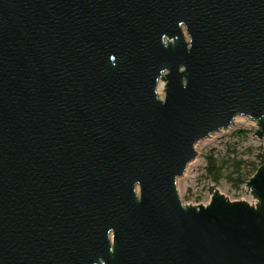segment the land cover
<instances>
[{"label":"water","instance_id":"95a60500","mask_svg":"<svg viewBox=\"0 0 264 264\" xmlns=\"http://www.w3.org/2000/svg\"><path fill=\"white\" fill-rule=\"evenodd\" d=\"M238 117L264 0H0V264H264V165L254 205L177 188Z\"/></svg>","mask_w":264,"mask_h":264},{"label":"rangeland","instance_id":"374dc122","mask_svg":"<svg viewBox=\"0 0 264 264\" xmlns=\"http://www.w3.org/2000/svg\"><path fill=\"white\" fill-rule=\"evenodd\" d=\"M160 93L163 95L162 85ZM256 129V125L249 119L238 117L229 130L215 133L196 145L195 150L198 156L188 165L183 177L177 181L178 192L185 205L209 204L211 196L208 190L211 186H216L220 193L232 202L245 201L252 205L257 203L245 184L240 185L232 181L238 178L237 175L235 176L236 164L241 163L243 174H245L259 166L256 156L264 157V138L259 139L255 136ZM209 155H213L220 163H223L225 174L233 176L232 180L222 179L214 183L208 177L206 157Z\"/></svg>","mask_w":264,"mask_h":264},{"label":"trees","instance_id":"16d2710c","mask_svg":"<svg viewBox=\"0 0 264 264\" xmlns=\"http://www.w3.org/2000/svg\"><path fill=\"white\" fill-rule=\"evenodd\" d=\"M256 157L260 164L258 167H255L252 172L243 174L241 163L236 164L235 176L237 175L238 178L232 180L233 176H228L225 174V166L223 165V163H220L213 155H209L206 157V173L214 183H218L222 179H231L232 181H236L240 185H243L246 184L247 181H249V179L256 173L257 169L260 166L264 165V157L260 155Z\"/></svg>","mask_w":264,"mask_h":264}]
</instances>
